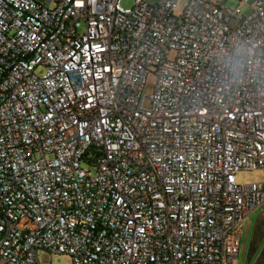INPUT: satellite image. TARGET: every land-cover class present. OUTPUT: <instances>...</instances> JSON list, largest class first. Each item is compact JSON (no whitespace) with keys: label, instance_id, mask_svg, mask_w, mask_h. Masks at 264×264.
<instances>
[{"label":"built area","instance_id":"built-area-1","mask_svg":"<svg viewBox=\"0 0 264 264\" xmlns=\"http://www.w3.org/2000/svg\"><path fill=\"white\" fill-rule=\"evenodd\" d=\"M132 1L0 0V264H238L264 0Z\"/></svg>","mask_w":264,"mask_h":264},{"label":"rangeland","instance_id":"rangeland-1","mask_svg":"<svg viewBox=\"0 0 264 264\" xmlns=\"http://www.w3.org/2000/svg\"><path fill=\"white\" fill-rule=\"evenodd\" d=\"M151 1V0H149ZM225 3L229 8H236L242 0H219ZM121 5L129 8L133 6L132 0H122ZM184 3H180V9ZM250 10L246 11V15ZM237 21L232 22V27H236ZM42 75V71L38 72ZM153 81L148 82L147 93L152 91ZM236 179L239 184H251L262 181L261 171H242L236 174ZM261 255V256H260ZM259 258V260H258ZM38 259L41 263L51 264H71V258L64 254H50L46 251H40ZM258 260V262H257ZM264 264V205L254 210L245 220L241 236V249L238 259V264Z\"/></svg>","mask_w":264,"mask_h":264},{"label":"crops","instance_id":"crops-1","mask_svg":"<svg viewBox=\"0 0 264 264\" xmlns=\"http://www.w3.org/2000/svg\"><path fill=\"white\" fill-rule=\"evenodd\" d=\"M261 256V255H260ZM258 260H259V258H258ZM258 260H257V262H258ZM257 262H256V264H257Z\"/></svg>","mask_w":264,"mask_h":264}]
</instances>
